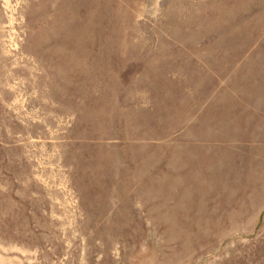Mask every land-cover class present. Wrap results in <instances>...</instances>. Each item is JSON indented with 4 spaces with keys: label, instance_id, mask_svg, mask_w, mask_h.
<instances>
[{
    "label": "rangeland",
    "instance_id": "rangeland-1",
    "mask_svg": "<svg viewBox=\"0 0 264 264\" xmlns=\"http://www.w3.org/2000/svg\"><path fill=\"white\" fill-rule=\"evenodd\" d=\"M0 264H264V0H0Z\"/></svg>",
    "mask_w": 264,
    "mask_h": 264
}]
</instances>
